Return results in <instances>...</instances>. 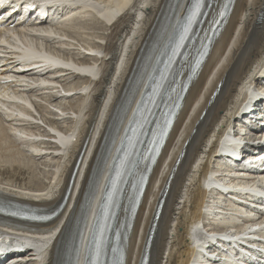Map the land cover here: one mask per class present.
<instances>
[{"label": "bare ground", "instance_id": "obj_1", "mask_svg": "<svg viewBox=\"0 0 264 264\" xmlns=\"http://www.w3.org/2000/svg\"><path fill=\"white\" fill-rule=\"evenodd\" d=\"M66 1L70 7L62 8L61 22L53 29L33 31L17 26L0 31V44L4 45L0 54H6L0 59V81L14 76L34 83L42 77L40 71H10L8 65L14 63V57L8 49L47 54L72 65V69L52 72L60 75L59 80H50L51 73L45 75L50 80L45 82L46 88L21 94L23 106L0 99V212L12 211L14 205L28 207L37 215L58 211L46 224L47 230L53 229L47 241L55 237L51 247L43 251L42 260L29 252L26 264H61L66 236L79 215L67 262L92 264L95 246L90 239L98 237L99 209L119 148L134 123L137 106L150 94L155 83L152 75L193 0ZM226 2L206 1L192 41L170 72L162 102L171 107L185 84L188 90L155 164L146 173V158L136 161L134 168L131 161L115 200L110 240L100 255L105 264L114 259L118 264H141L146 252V264H211L201 257L206 252L205 237L198 228L205 235L212 230L215 235L231 237L247 230L246 219L233 226L240 219L232 216L234 206L229 198L219 195L218 189H238L240 184L229 179L232 173L219 159L232 148L225 131L238 121L241 105L251 98L250 87L264 75V0H233L221 31L210 40L203 64L190 77L193 60ZM94 51L96 56H89ZM80 74H89L93 80ZM3 84L0 82V97L5 99L15 101L19 98L12 95L14 91L25 89L21 83ZM218 86V94L211 99ZM25 97L33 98L37 116L26 108ZM32 119L41 121L43 127ZM161 119L160 115L151 127H157ZM223 136L227 142L217 153ZM144 174L147 183L133 210L138 180ZM256 175L260 176L258 184L252 187L260 190L264 170ZM233 197L243 199L239 193ZM162 199L160 216L154 221ZM236 209L240 217L248 213L244 206ZM5 221L36 227L0 215V222ZM192 235L200 236L195 245ZM111 247L119 248L120 253L113 254Z\"/></svg>", "mask_w": 264, "mask_h": 264}, {"label": "snow or ice", "instance_id": "obj_2", "mask_svg": "<svg viewBox=\"0 0 264 264\" xmlns=\"http://www.w3.org/2000/svg\"><path fill=\"white\" fill-rule=\"evenodd\" d=\"M193 9L191 10V15L188 19V27H185L183 29V32L179 35V42L176 43L175 48L172 51V55L176 56L178 55L177 50L183 46V41L187 38V33L190 30V26L195 19V17L199 14H201V8L204 6V0H193ZM227 7V6H225ZM221 18L224 16V12L220 13ZM200 61H197V64H199ZM161 79H164V76H161ZM3 209H0L2 211ZM12 215H16V213H12ZM95 243V257L92 260V264H105L104 261L100 260V255L102 253L103 248L105 247L107 241L103 238V235H101V238L94 241ZM111 251L113 254L118 255L120 253V249L117 247H111ZM112 264H118V261L114 259L112 261Z\"/></svg>", "mask_w": 264, "mask_h": 264}, {"label": "rangeland", "instance_id": "obj_3", "mask_svg": "<svg viewBox=\"0 0 264 264\" xmlns=\"http://www.w3.org/2000/svg\"><path fill=\"white\" fill-rule=\"evenodd\" d=\"M70 82V81H69ZM47 160V159H46ZM48 162H51V161H48Z\"/></svg>", "mask_w": 264, "mask_h": 264}]
</instances>
